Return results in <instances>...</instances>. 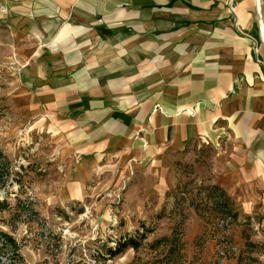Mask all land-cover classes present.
<instances>
[{"label": "rangeland", "instance_id": "1", "mask_svg": "<svg viewBox=\"0 0 264 264\" xmlns=\"http://www.w3.org/2000/svg\"><path fill=\"white\" fill-rule=\"evenodd\" d=\"M260 4L256 38L264 62ZM47 26L27 0H0V151L7 164L0 201L11 207L0 211V264H264V162L255 170L228 130L191 142L169 161L96 151L83 136L89 131L67 121L74 114L63 113L58 82L43 74ZM180 181L184 192L188 183L223 187L239 222L222 232L186 209L184 255L167 256L158 242L175 225L181 232L180 211L172 214L168 198ZM138 234L147 238L137 251L110 259L108 249Z\"/></svg>", "mask_w": 264, "mask_h": 264}, {"label": "crops", "instance_id": "2", "mask_svg": "<svg viewBox=\"0 0 264 264\" xmlns=\"http://www.w3.org/2000/svg\"><path fill=\"white\" fill-rule=\"evenodd\" d=\"M27 8L48 25L43 74L96 151L169 161L228 130L263 169L257 0H27Z\"/></svg>", "mask_w": 264, "mask_h": 264}, {"label": "trees", "instance_id": "3", "mask_svg": "<svg viewBox=\"0 0 264 264\" xmlns=\"http://www.w3.org/2000/svg\"><path fill=\"white\" fill-rule=\"evenodd\" d=\"M7 167L6 159L3 158V154L0 151V175L2 176ZM0 176V177H1ZM194 181V180H193ZM198 185V184H197ZM197 185H191L188 183L187 186L192 188L187 192H184L182 188L181 181L169 194L168 198H173L174 208L172 209V214L176 213L177 210L180 211V216L182 217L180 223V234L177 233V225L172 229L171 235L163 237L159 240L158 243L166 245V255H180L183 257V227L187 219L185 214L186 209H193L197 214H199L205 222L214 220L216 223L213 224L214 228L223 227L222 232L227 231L229 226L234 225L239 222V213L236 207V203L233 198L227 193V191L218 185H200L198 188H195ZM186 184L183 188H185ZM183 191V192H182ZM11 209L9 203L5 200L0 201V211L9 212ZM222 215V217H218ZM211 223V222H210ZM147 236L145 234H138V237H129L124 240H120L115 248H110L107 250L110 259L115 258L116 256L124 253L128 249H133L137 251L141 246ZM1 239L8 240V243L11 246L15 245V242L2 235Z\"/></svg>", "mask_w": 264, "mask_h": 264}, {"label": "bare ground", "instance_id": "4", "mask_svg": "<svg viewBox=\"0 0 264 264\" xmlns=\"http://www.w3.org/2000/svg\"><path fill=\"white\" fill-rule=\"evenodd\" d=\"M260 7H261L260 0H257V9H258V12L260 11ZM261 30H262V34H263V40H264V25H262V24H261Z\"/></svg>", "mask_w": 264, "mask_h": 264}]
</instances>
